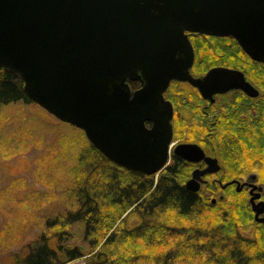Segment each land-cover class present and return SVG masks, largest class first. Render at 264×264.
Here are the masks:
<instances>
[{"label": "water", "instance_id": "water-1", "mask_svg": "<svg viewBox=\"0 0 264 264\" xmlns=\"http://www.w3.org/2000/svg\"><path fill=\"white\" fill-rule=\"evenodd\" d=\"M188 32L230 36L264 63V0H0V68L23 81L29 99L80 128L120 166L157 176L171 154L204 161L185 182L197 191L202 176L221 165L195 142L171 145L169 83L188 82L210 102L231 90L250 97L259 90L236 68L217 65L194 76ZM128 80L140 86L132 91ZM254 178L222 186H251L254 220L264 226Z\"/></svg>", "mask_w": 264, "mask_h": 264}, {"label": "trees", "instance_id": "trees-1", "mask_svg": "<svg viewBox=\"0 0 264 264\" xmlns=\"http://www.w3.org/2000/svg\"><path fill=\"white\" fill-rule=\"evenodd\" d=\"M213 38L215 45L195 44L193 72L214 64L237 67L261 93L253 98L239 91L219 95L211 145L203 137L209 131L207 117L193 124L197 132H190V138L215 151L223 165L220 185L251 173L264 185V63L252 60L230 36ZM184 84L167 90L168 96L172 90L179 93L175 120L183 125L188 118L180 113L182 103L199 112L201 101L189 85L182 90ZM17 102L36 104L24 92L23 81L0 68V126L2 108ZM71 128L68 144L61 143L66 151L59 150L51 159L64 170L59 175L62 208L40 211L43 216L35 225L34 218L29 226L27 221L2 226L1 230L22 233L8 236L10 245L19 246L0 264H64L85 254L89 255L84 264H264V226L254 220L246 190L222 188L215 181L226 196L213 204L203 187L197 191L185 187L194 165L183 158L172 155L157 176L127 169L102 155L81 129ZM7 189H0V208L25 206L22 212L27 215L39 209L38 199L30 201L28 196L30 202L20 204ZM77 225L80 243L72 241Z\"/></svg>", "mask_w": 264, "mask_h": 264}, {"label": "rangeland", "instance_id": "rangeland-1", "mask_svg": "<svg viewBox=\"0 0 264 264\" xmlns=\"http://www.w3.org/2000/svg\"><path fill=\"white\" fill-rule=\"evenodd\" d=\"M202 41L213 43V45L216 44L214 39H212V36H209L203 39ZM216 65L220 64L210 65L208 68L197 72V74L203 73L208 70L211 66ZM257 87L260 95L261 89L259 86ZM181 88L182 90L184 89L186 91V88L188 87L184 84ZM176 89L180 88L176 87ZM178 95V92L172 90L171 96L173 97L174 103H177L179 101L175 98H178ZM217 103L218 98L216 104L214 105H217ZM188 106L189 105L187 102H183L180 110V113L182 111V115L188 118V123L183 125L180 120H174L173 125L175 137L173 140L198 142V140L192 139V135V138H190V132H197V129H194V127L192 126L194 123L199 122L198 120L203 116L208 118L209 130L207 133H203V137L204 139L209 140L212 135V128L215 116H217L219 112L211 110L207 114H204L201 112L200 109L199 112H192L190 106ZM201 106L202 102L199 103V107ZM37 110H40L42 113L45 112L47 115H45V117H42L38 115V113L36 112ZM1 111L2 124L0 126V189L6 186V188H8L7 191H9L8 194L10 193L11 197H15V202H18L20 204H28L30 201L36 199H38L40 204L38 210L35 209L32 211V213L28 215L27 213L25 214L24 212H22V208H25V206L17 207L13 205L10 208L8 206L0 208V259L7 252L13 251L19 246L15 244L10 245V239L8 236L13 235V237H18L22 233L21 229H15L13 232L9 231L11 233L10 234L6 229L1 230L2 226L8 225L9 228L11 224H18L22 221H27L26 223L29 226L32 222L31 220H33L34 218L35 220L32 225L34 223L37 224V220L40 221V217L43 216L42 213L48 212L47 208H53L54 210L62 208L61 201L58 200L59 192L61 190V178L59 177V175H62L64 170L61 171V168H57L55 160L51 159L52 157H56L58 154H60L59 150L66 151V148L61 146V143L64 142L68 144L67 139L69 138L67 135L70 133L69 130L72 129L71 127H74L75 129L77 128L73 125L68 128L65 124H70L56 119L48 112H46L43 108H41L39 105L34 103L25 104L22 102H17L3 107ZM208 144H210V140ZM207 152L215 155L214 150H207ZM220 165L221 168L219 169V171L223 169V165L221 163ZM251 175H254L255 178L249 179V181L251 180V182L256 183L258 186L261 187V199L264 200V185L261 181H259L255 173L248 174L244 177H238L237 179L231 178L228 181L236 179L240 181V183H243L244 181L248 180ZM215 178L216 180L213 181H216L218 183L221 182L220 173L218 175H215ZM226 182H222L221 185L219 183L220 187ZM212 183V178L208 177L207 181L202 184L201 188L203 187V189H205L207 198L211 201V203L214 204L217 199L223 198L226 195L224 190L219 189L216 184L213 183V185H210ZM228 185H234L233 188L236 191L246 190L248 194L249 203L250 196L246 185H243L240 190H237V184L234 182L231 184H227L226 186H222V188H225ZM28 196L30 198V201L26 199ZM31 208L32 207L30 206V209ZM28 210L29 209L27 208L26 211ZM34 211L36 214H34ZM4 214H6V217L3 220ZM22 225L23 224H20L19 226ZM17 227L18 226H16V228ZM74 227V238L72 241L80 243L81 229L78 227V225ZM34 231H36V229ZM22 241L18 240L17 242L19 243ZM88 255L89 254H85L80 258L74 259L64 264H84L85 259Z\"/></svg>", "mask_w": 264, "mask_h": 264}, {"label": "flooded vegetation", "instance_id": "flooded-vegetation-1", "mask_svg": "<svg viewBox=\"0 0 264 264\" xmlns=\"http://www.w3.org/2000/svg\"><path fill=\"white\" fill-rule=\"evenodd\" d=\"M187 34H188V38H189V40H190V42H191V44H192V46H193L194 54H195V56H194V62H193V65H192V67H191V73H192L194 76H201V75H203L207 70H206L205 72H203V73H198V74L193 72V66H194L195 59H196V58H195V57H196L195 44L197 45L198 43H201L203 39H205V38H207V37H209V36H212V39H214L213 37H229V36H214V35L200 34V33H196V32H188ZM233 39H234V38H233ZM234 40H235V39H234ZM216 66H217V65H216ZM219 66H226V67L236 68V69H239V70L243 71L242 69L237 68V67H232V66H227V65H222V64H220ZM211 67H213V66H211ZM243 73H244V71H243ZM244 74H245V73H244ZM245 77L247 78L246 74H245ZM247 79H248V78H247ZM248 80H249V79H248ZM249 81H250V80H249ZM250 82H251V81H250ZM128 83H129V85H130L132 91L135 90V89H137V88L140 86V82H139V81H130V80H128ZM179 83H185V84L191 86L192 88H194V89L197 91V93L199 94V97L201 98V99H200V100H201L200 103L202 102V106L199 107V109H200L201 112L204 113V114H207V113L210 112L211 110H213V111H217V110H216L217 105H214V104H216V102H217V98L219 97V95H223V94H226V93H229V92H232V91H239V92L245 94V93H244L242 90H240V89H237V90H231V91H228V92L223 93V94H216V95H215V100H214L213 102H210V100H208V99H206V98H203V97L200 95V93L198 92V90H197L195 87H193L192 85H190L188 82L179 81V80H171V82L169 83V86L167 87V89H166L165 92H164V97H165V99L169 100V101L172 103V106H173V117H172V120H171V122H172V128H173V135H172V139H171V145H173V146L176 145V144H179V143L188 142V141H179V140H176V141H175V140H173L174 137H175V132H174V125H173V123H174V120H175V118H176V111H175V106H174L173 98H172L171 95L168 96V94H167V90H170L173 84H179ZM251 83H252V82H251ZM252 84H253V83H252ZM253 85H254V84H253ZM254 86L257 87L256 85H254ZM257 88H258V87H257ZM245 95L248 96L247 94H245ZM248 97H250V96H248ZM251 98H253V97H251ZM204 117H205V116H204ZM145 123H146L147 126H150V121H146ZM189 142H193V141H189ZM195 143L199 144V145L203 148V150L205 151L206 154L211 155V156H214L213 154L208 153L207 150H206V149H205V148H204L199 142H195ZM172 155H175V154H171V156H170V160H171ZM177 156H178V155H177ZM179 157H180V156H179ZM214 157H215V156H214ZM181 158H182V157H181ZM184 160H185V159H184ZM186 161H187V160H186ZM169 162H170V161H169ZM187 162H189V161H187ZM189 163H191L192 165H194L193 168H192V170H191V174H192V171H193L194 169H197V168L201 169V168H204V167L206 166V163H205L204 161H199V162H196V163L189 162ZM219 163H220V162H219ZM218 172H219V171H217V172H215V173H207V174H204V175L202 176V182H201L200 187L202 186V184H203L204 182L207 181V178H208V177H211V178H212V182H215V181H213V180H216L215 175H218ZM191 174H190V176L188 177V179L191 177ZM186 181H187V180H186ZM246 187H247V190H248V193H249V190H250L251 186L246 185ZM254 191H256V190L254 189ZM250 195H251V194L249 193V196H250ZM260 199H261V196H260ZM250 208H251V206H250ZM251 210H252V209H251Z\"/></svg>", "mask_w": 264, "mask_h": 264}]
</instances>
